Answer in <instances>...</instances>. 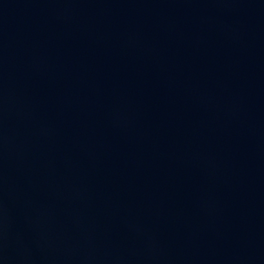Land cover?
I'll use <instances>...</instances> for the list:
<instances>
[{"label": "water", "instance_id": "95a60500", "mask_svg": "<svg viewBox=\"0 0 264 264\" xmlns=\"http://www.w3.org/2000/svg\"><path fill=\"white\" fill-rule=\"evenodd\" d=\"M0 264H264V0H0Z\"/></svg>", "mask_w": 264, "mask_h": 264}]
</instances>
